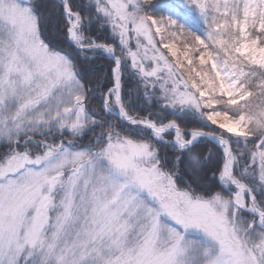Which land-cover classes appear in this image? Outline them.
<instances>
[{
	"label": "snow or ice",
	"instance_id": "6c2138e0",
	"mask_svg": "<svg viewBox=\"0 0 264 264\" xmlns=\"http://www.w3.org/2000/svg\"><path fill=\"white\" fill-rule=\"evenodd\" d=\"M0 264H264V0H0Z\"/></svg>",
	"mask_w": 264,
	"mask_h": 264
}]
</instances>
